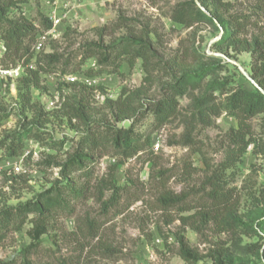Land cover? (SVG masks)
<instances>
[{"label":"rangeland","instance_id":"1","mask_svg":"<svg viewBox=\"0 0 264 264\" xmlns=\"http://www.w3.org/2000/svg\"><path fill=\"white\" fill-rule=\"evenodd\" d=\"M185 1L111 0L94 4L92 0H84L79 16H73L65 23L72 28L71 33L45 40L44 51L57 52L62 59L56 72L43 74L45 88H31L37 109L22 112L18 95L19 78L25 75L26 68L34 69L31 65L21 62L18 73L2 79L0 105L9 117L0 129V138L18 128L23 120H33L35 112L41 114V119L34 122L45 135L42 141L28 140L24 155L19 157L6 156L0 149V206H15L34 200L55 183H65L61 168L46 161L64 163L80 146L89 127L95 129L110 124L123 128L129 125L127 120L116 117L115 101L123 89L131 91L145 87L144 104L151 99H160L166 94V86L183 73V70L178 72L176 66L170 70L161 68L164 63L169 66L176 58L185 73L197 69L201 63L214 65L203 78V89L183 96L179 113L169 122L155 130L151 113H144L139 118L135 132L143 139L151 135L150 146L130 158L114 150L95 152L89 166L91 178H83L77 171L73 173L86 188L83 199L75 202L74 213H57L34 248L28 249L31 222L22 231L11 232L0 244V261L11 264H25V261L29 264H185L177 241V234L183 233L189 245L204 256L203 262H210L209 253L225 245L234 261L264 264L251 251L253 243H264V224L260 223L264 219L262 115L251 120L255 142L236 167L226 171L224 180L225 186L239 198L242 225L252 227L253 232L236 229L235 233H219L212 223L197 232L181 219L183 215L199 210L204 183L225 163L234 146L232 128L238 127L236 117L224 110L220 114L211 112L208 124H191L193 95L208 89L212 91L222 84L224 88L254 87L249 79L254 61L251 52H235L230 48V56H227L213 48L215 42L223 38L226 28L221 25L215 28L205 22L186 27L171 19L174 6ZM223 3L226 22L238 19L242 23L239 35L246 38L264 35V3L259 4L257 0H223ZM23 6L38 27L40 13L47 14L51 9L45 0H28ZM100 32L102 38H99ZM134 34L146 37L156 52L157 58L148 68L141 58H136L133 67L121 60L118 69L116 64L100 65L97 57L85 59L89 53L87 44L101 42L108 45ZM4 49L0 40V61ZM196 50L205 52L206 56L197 57ZM90 69L93 77L100 81L93 89L74 87L73 83L80 82L61 77L65 76L64 72L66 76L69 73L86 76ZM214 93L218 101L225 97L219 90ZM80 100L86 105L85 120L71 119L68 108ZM114 184L118 190L112 188ZM167 190L176 194L185 192L186 202L162 207L159 198ZM191 206L195 208L181 210Z\"/></svg>","mask_w":264,"mask_h":264},{"label":"trees","instance_id":"2","mask_svg":"<svg viewBox=\"0 0 264 264\" xmlns=\"http://www.w3.org/2000/svg\"><path fill=\"white\" fill-rule=\"evenodd\" d=\"M27 1L0 0V40L5 46L0 65L5 69H12L21 62L27 66L35 59L34 69L26 68L25 75L19 78L18 95L21 101V111L24 113L30 109L38 108L36 101L33 100L31 88L44 87L42 85L43 76L56 72L57 65L62 59L61 54L57 52L46 53L44 48L36 53L34 46L37 43L38 34L51 29L52 22L49 19V13H40V27H38L35 21L26 14L23 5ZM45 1L50 5L52 0ZM198 1L202 8L195 0L177 3L173 8L171 19L186 27H193L198 23L205 22L212 24L215 28H219L218 25L226 28L223 38L215 42L213 48L227 56H230V48L235 52H251L254 61L251 64L250 76L264 90V35H255L251 38L239 35L243 25L238 19L226 22L222 13V8L225 5L223 0ZM257 2L263 4L264 0H257ZM211 6L214 7L211 8ZM65 26L63 35L66 37L71 33L72 28L69 25ZM102 37L103 34L100 32L99 38ZM86 49L89 53L85 59L97 57L100 65L116 64L117 69L121 66V60H125L130 67H133L136 58H141L145 68H148L157 58L156 52L146 37L135 34L123 37L108 45L101 42L89 43L86 45ZM199 55L206 56V53L196 50V56L199 57ZM175 66L179 67L178 72L183 70V73L180 77L175 78L173 83L166 86V94L160 99H151L143 104L142 96L145 94V87L131 91L123 89L115 101V111L119 120L129 122L127 127L117 128L110 124H104L102 128L93 129V127H89L80 142V146L64 163L46 161L49 165L61 168L65 182L63 185H60L61 183L51 185L32 201L15 206L5 204L0 206V244L8 238L11 232L22 231L24 226L31 222L32 227L28 230L31 243L28 249L36 247L42 240L41 237L47 233L50 220L59 212L67 211L69 215H72L75 202L83 199L86 188L76 180L73 173L77 171L80 172L81 177L91 178L92 172L89 166L97 151L114 150L116 153L130 158L145 150L151 144V135L143 139L135 132L139 118L144 113H151L155 122V130L160 128L177 116L180 100L183 96L203 89V78L214 68V65L201 63L197 69L185 73L184 67L179 64L176 58L173 59L171 65L168 66L164 63L161 68L170 70ZM69 75L71 74L69 73ZM86 76H94L92 69L87 71ZM79 84L73 83L72 86H82L89 89L94 87L83 83V85ZM223 86L222 84V87H216L212 91L208 89L200 95H193V108L189 122L191 124L194 122L208 124L211 122V112L218 111L220 114L222 110L226 111L228 115L236 117L238 121V127L232 128L234 146L229 150L223 166L214 170L204 183V197L202 196V203L198 206L200 207L199 210L197 209L195 213L190 215H183L181 219L184 224L191 225L192 229L197 232H202L210 223L215 226L219 233H235L236 229H242L245 233L253 232L252 227L242 225L239 219V198L234 196L232 189L225 186L224 180L226 171L236 167L248 151L249 146L255 142L251 120L258 115L263 116L261 127L264 132V92L255 85L253 89H248L242 85H235L232 88H224ZM215 90H219L225 97L218 101L217 95L214 93ZM218 102H222L223 108L218 105ZM84 108L86 105L83 100H80L77 105L69 106L70 118L85 120ZM8 117L9 114L0 105V129ZM40 119L41 114L35 112L33 120L30 122L23 120L18 128L5 133L0 138V149L6 156L19 157L24 155L25 143L28 140H44V132L34 122ZM188 137L190 136L188 135ZM112 188L118 190L115 184ZM187 197L185 192L176 194L167 190L161 194L159 202L165 208L179 206L186 202ZM193 208L195 206L185 207L181 210H192ZM260 223L264 224V219ZM177 241L179 253L185 260V264H246L232 260L229 247L225 245H221L209 253L210 262H203L204 256L189 245L185 234L178 233ZM251 247V251L258 261L264 262V243H253ZM0 264H11V262L0 261ZM25 264H29V262L25 261Z\"/></svg>","mask_w":264,"mask_h":264},{"label":"built area","instance_id":"3","mask_svg":"<svg viewBox=\"0 0 264 264\" xmlns=\"http://www.w3.org/2000/svg\"><path fill=\"white\" fill-rule=\"evenodd\" d=\"M48 1V0H47ZM111 0H92L94 4L104 3ZM84 0H52L50 3V12H49V19L52 22V28L45 31L40 32L37 36V43L34 46L36 53H39L44 48L45 40L48 37H57L63 34V29L65 27V23L68 22L69 18L73 16H79L80 13V6L83 4ZM5 51V49H4ZM35 60V59H34ZM34 60L29 64L30 67L34 68ZM21 65H18L16 68L12 69H1L0 70V84H2V79L9 75H13L15 72H19ZM65 77L67 81H76L83 83L88 86H95L98 81L95 77L92 76H61Z\"/></svg>","mask_w":264,"mask_h":264},{"label":"water","instance_id":"4","mask_svg":"<svg viewBox=\"0 0 264 264\" xmlns=\"http://www.w3.org/2000/svg\"><path fill=\"white\" fill-rule=\"evenodd\" d=\"M196 1V3L201 7V5H200V2L198 1V0H195ZM202 8V7H201ZM204 9V8H203ZM205 10V9H204ZM206 11V10H205ZM207 12V11H206ZM249 79L252 81V83L255 85V86H257V87H259L258 86V84L251 78V76H249ZM260 88V87H259ZM261 89V91L262 92H264V90L262 89V88H260Z\"/></svg>","mask_w":264,"mask_h":264}]
</instances>
